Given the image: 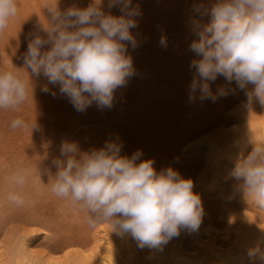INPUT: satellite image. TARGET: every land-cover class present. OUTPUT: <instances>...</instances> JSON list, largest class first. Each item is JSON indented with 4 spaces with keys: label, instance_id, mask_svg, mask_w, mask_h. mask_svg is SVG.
Wrapping results in <instances>:
<instances>
[{
    "label": "rangeland",
    "instance_id": "obj_1",
    "mask_svg": "<svg viewBox=\"0 0 264 264\" xmlns=\"http://www.w3.org/2000/svg\"><path fill=\"white\" fill-rule=\"evenodd\" d=\"M90 2L59 0V7L83 8ZM104 2L108 11L107 0ZM201 2L209 0H132L141 12L136 17L138 26L131 29L138 46H128L135 74L126 86L116 90L110 109H100L93 103L86 111L78 112L60 94L59 86L48 84L41 76L34 79L33 100L16 111L0 110V264L15 261L24 235L30 239V253H25L31 255L26 258L31 257L32 262L38 259L43 263L75 264L76 257L88 254L101 232L111 227L109 223L89 227L85 210L51 192L48 170L55 173L52 160L60 157L61 145L66 141L76 142L83 152L117 141L123 145L121 155L131 156L140 150L141 160L154 159L157 172L171 166L183 178L192 179L193 191L201 197L204 216L200 231L227 232L232 242L236 234L246 236L250 249L260 248L259 242L262 247L264 210L246 197L230 173L237 160L252 150L254 135L264 139V106L254 102L249 108L245 92L234 82L227 84L222 76L211 88L213 93L218 86L232 89L228 95L215 102L189 101L194 72L190 62L197 58L190 51L195 38L193 20L201 24L210 20L195 13L194 6ZM18 4V16L0 35V70L22 68L32 35H44L40 32L41 21L48 14L41 9L43 0H18ZM111 13L121 15L118 7ZM162 36L166 47L160 44ZM44 86L50 91H42ZM18 116L35 121L37 127L32 131L12 130L10 121ZM221 157L226 160H222L224 168L219 171L216 165ZM19 168L32 171L22 189L10 182ZM13 191L24 195L25 206L8 201ZM149 249L137 245L132 263L140 264L144 259L143 264H147L144 256ZM115 251L117 264H126L125 253L118 247ZM253 261L262 263L258 258Z\"/></svg>",
    "mask_w": 264,
    "mask_h": 264
},
{
    "label": "clouds",
    "instance_id": "obj_2",
    "mask_svg": "<svg viewBox=\"0 0 264 264\" xmlns=\"http://www.w3.org/2000/svg\"><path fill=\"white\" fill-rule=\"evenodd\" d=\"M106 7L108 11L104 0H91L87 7L61 10L59 0H43L41 9L48 14L41 21L44 35H32L22 68L0 70V110L16 111L33 100L34 79L41 76L59 86L78 112L93 103L110 109L116 90L135 74L128 46H138L131 29L138 26L141 12L132 0H107ZM114 7L121 15L111 13ZM194 11L210 20H193L190 51L197 58L190 62L194 72L189 101L215 102L228 95L232 89L218 86L213 93L211 88L222 76L245 92L249 108L254 102L264 106V0H209L196 4ZM18 14V0H0V35ZM160 44L167 46L165 37ZM42 91L50 90L44 86ZM9 127L32 131L37 125L18 116ZM251 142L252 150L237 160L230 175L264 210V139L254 135ZM122 147L110 140L102 148L83 152L76 142L62 143L60 157L52 160L55 173L48 170L51 192L85 210L89 227L109 223L114 231L131 235L141 248H161L182 230L198 231L204 208L192 179L171 166L157 172L154 159L141 160L140 150L121 155ZM31 175V169L19 168L10 182L22 189ZM7 199L17 207L27 203L19 191L10 192ZM249 257L264 264V249H250Z\"/></svg>",
    "mask_w": 264,
    "mask_h": 264
},
{
    "label": "bare ground",
    "instance_id": "obj_3",
    "mask_svg": "<svg viewBox=\"0 0 264 264\" xmlns=\"http://www.w3.org/2000/svg\"><path fill=\"white\" fill-rule=\"evenodd\" d=\"M218 159L216 161H218ZM223 159L226 160L221 157V160L217 162L216 169L219 171L224 168V166H222ZM226 233L221 235L220 233H212L208 230H198L195 232L182 230L179 236L174 237L161 248H150L148 255L144 257H147L148 259L147 264H254L253 258L249 257L248 250H250V248L245 234L243 235L246 238H241L239 237L240 235L238 236V234H236L234 236L235 240L232 242L233 238L228 235L229 233ZM24 236L25 238L27 237V235ZM24 240L25 239L23 238L20 239L22 243L19 248H22L23 250L21 249V252L19 253V249H17L19 254H17L15 258L13 257L15 261H11V264H18V262L21 264H27L28 262H30L29 264H52L51 262H48V260L43 263V261L41 262V260L38 259V261L33 260L32 262L31 257L26 258L31 256L30 254L25 253H30V246L28 244L30 239L28 238L26 241L27 247L24 245ZM137 245L138 242L133 239L131 235L120 234L117 231H114L111 226L101 232L95 241L94 247L88 254H80L74 261L75 264H117L116 259L118 257L115 258L117 253L115 249L118 247L123 253H125L126 264H133V254L136 251ZM257 247L264 249V243H262V247L261 242H259V244L257 243ZM136 258L141 260L138 257ZM120 259L122 260V258ZM142 260L143 261L140 264H143L144 259Z\"/></svg>",
    "mask_w": 264,
    "mask_h": 264
}]
</instances>
